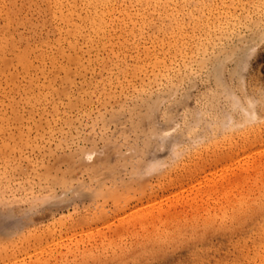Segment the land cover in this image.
<instances>
[{
    "label": "rangeland",
    "instance_id": "1",
    "mask_svg": "<svg viewBox=\"0 0 264 264\" xmlns=\"http://www.w3.org/2000/svg\"><path fill=\"white\" fill-rule=\"evenodd\" d=\"M0 264H264V0H0Z\"/></svg>",
    "mask_w": 264,
    "mask_h": 264
},
{
    "label": "bare ground",
    "instance_id": "2",
    "mask_svg": "<svg viewBox=\"0 0 264 264\" xmlns=\"http://www.w3.org/2000/svg\"><path fill=\"white\" fill-rule=\"evenodd\" d=\"M220 209V208H219ZM239 209V208H238ZM158 214V213H157ZM146 218V217H145ZM213 218V217H212ZM189 219V218H188ZM197 219V218H196ZM191 220V219H190ZM209 220H210V218H209ZM211 221V220H210ZM142 222V221H141ZM196 222V221H195ZM138 223V222H137ZM205 223V222H204ZM161 227H163V226H161ZM183 227V226H182ZM165 228V227H164ZM165 230V229H164ZM180 231V230H179ZM156 235V234H155ZM148 236V235H147ZM149 238V237H148Z\"/></svg>",
    "mask_w": 264,
    "mask_h": 264
}]
</instances>
